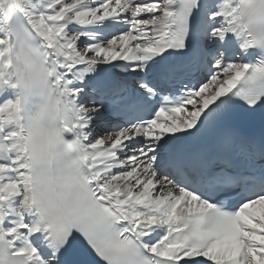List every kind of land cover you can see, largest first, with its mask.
Masks as SVG:
<instances>
[{"label": "snow or ice", "instance_id": "obj_1", "mask_svg": "<svg viewBox=\"0 0 264 264\" xmlns=\"http://www.w3.org/2000/svg\"><path fill=\"white\" fill-rule=\"evenodd\" d=\"M0 264H264V0H0Z\"/></svg>", "mask_w": 264, "mask_h": 264}]
</instances>
